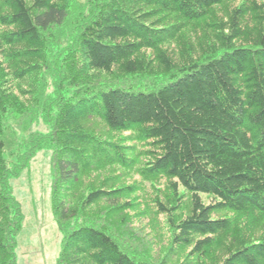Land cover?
<instances>
[{
    "label": "trees",
    "instance_id": "trees-1",
    "mask_svg": "<svg viewBox=\"0 0 264 264\" xmlns=\"http://www.w3.org/2000/svg\"><path fill=\"white\" fill-rule=\"evenodd\" d=\"M28 123L47 130L19 141ZM43 149L58 264H264V0H0V264Z\"/></svg>",
    "mask_w": 264,
    "mask_h": 264
},
{
    "label": "rangeland",
    "instance_id": "rangeland-1",
    "mask_svg": "<svg viewBox=\"0 0 264 264\" xmlns=\"http://www.w3.org/2000/svg\"><path fill=\"white\" fill-rule=\"evenodd\" d=\"M35 130L46 131L47 128L40 126L39 123H28L23 130L17 131L19 141L27 138ZM122 136H128V133ZM133 145L131 141L126 140L128 156L133 158L135 163L132 167H126L129 169H122L125 174L123 183H137V186L141 189L140 204L150 203L156 191L152 188L151 183L144 182L137 174L138 168L145 159L134 154L131 155L130 146ZM138 147L143 149L141 145H138ZM51 154L48 149L40 150L20 177L12 180L13 193L20 201L24 212L23 228L17 239V264H58L62 235L58 229L51 203L53 180ZM108 176L109 171L105 168L99 172L98 180L101 182ZM146 208L149 209L150 206ZM128 214L126 218L131 226H136L140 229L147 226L145 230H142L144 233L150 234L149 238H153L151 227L148 226L153 222L151 217L145 218L140 222L137 215L139 213L130 212ZM152 217L154 216L152 215ZM156 218L159 223L157 231L158 241L155 244V248L152 247L150 251L153 255L159 257L160 251L169 245L170 235L164 216L160 215ZM178 258H173L172 262H175Z\"/></svg>",
    "mask_w": 264,
    "mask_h": 264
}]
</instances>
